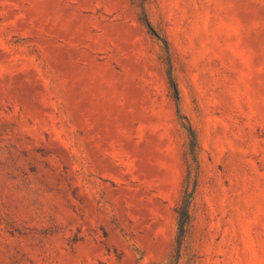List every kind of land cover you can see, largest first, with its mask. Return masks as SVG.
<instances>
[{
  "label": "rangeland",
  "instance_id": "obj_1",
  "mask_svg": "<svg viewBox=\"0 0 264 264\" xmlns=\"http://www.w3.org/2000/svg\"><path fill=\"white\" fill-rule=\"evenodd\" d=\"M0 264H264V0H0Z\"/></svg>",
  "mask_w": 264,
  "mask_h": 264
},
{
  "label": "trees",
  "instance_id": "obj_2",
  "mask_svg": "<svg viewBox=\"0 0 264 264\" xmlns=\"http://www.w3.org/2000/svg\"><path fill=\"white\" fill-rule=\"evenodd\" d=\"M142 20L146 24L148 29L155 35V32L151 28L150 24L147 22L144 15L142 16ZM162 42H163V46H164L165 53H166V61L168 64V68H167L168 82H169L170 87L172 88L173 96L177 101L178 90H177L176 83L174 82V79L172 77V71H171V65H170V58H169V54H168L167 43L165 40H162ZM177 112H178V110H177ZM178 115H179V119H180V124H181L182 128L187 133L189 152L191 154L192 161L196 162V160H195V149H196L195 131L184 115L179 114V112H178ZM191 198H192V191H189L186 188L183 195H182L180 204L175 209L176 217H177V226H178V231H177V235H176V247H175V254H174L175 259H177L178 251H179V248H180V245H181V242L183 240L184 233H185V228H186V226L189 222V219H190L189 205L191 202Z\"/></svg>",
  "mask_w": 264,
  "mask_h": 264
}]
</instances>
